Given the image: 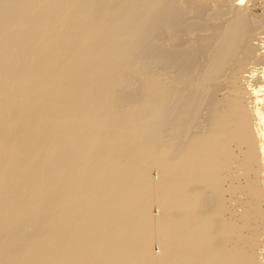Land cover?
Listing matches in <instances>:
<instances>
[{"label":"bare ground","instance_id":"bare-ground-1","mask_svg":"<svg viewBox=\"0 0 264 264\" xmlns=\"http://www.w3.org/2000/svg\"><path fill=\"white\" fill-rule=\"evenodd\" d=\"M258 5L0 0V264H264Z\"/></svg>","mask_w":264,"mask_h":264},{"label":"rangeland","instance_id":"rangeland-1","mask_svg":"<svg viewBox=\"0 0 264 264\" xmlns=\"http://www.w3.org/2000/svg\"><path fill=\"white\" fill-rule=\"evenodd\" d=\"M263 1H264V0H263ZM260 5H261V4H260ZM260 5H258L259 8H256V9H255V12H258V13H260V14H264V10H263L264 8L260 7ZM156 212H157V214H158V211H156ZM156 243H157V242H156ZM156 243H154V246H155L154 249H156V251L159 252L160 246L157 245Z\"/></svg>","mask_w":264,"mask_h":264}]
</instances>
